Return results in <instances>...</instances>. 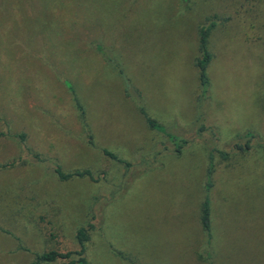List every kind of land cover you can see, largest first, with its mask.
I'll return each mask as SVG.
<instances>
[{"label": "rangeland", "instance_id": "374dc122", "mask_svg": "<svg viewBox=\"0 0 264 264\" xmlns=\"http://www.w3.org/2000/svg\"><path fill=\"white\" fill-rule=\"evenodd\" d=\"M0 130V264H264V0H0Z\"/></svg>", "mask_w": 264, "mask_h": 264}, {"label": "trees", "instance_id": "16d2710c", "mask_svg": "<svg viewBox=\"0 0 264 264\" xmlns=\"http://www.w3.org/2000/svg\"><path fill=\"white\" fill-rule=\"evenodd\" d=\"M218 22L217 20H213L210 23L204 24L200 27L199 29V50L200 54L199 56L195 59V64L199 70V80H200V85H201V98L207 99L211 93V79L209 75V66L210 63L212 62L214 58L213 51L211 50L210 47V36L212 34V31L214 28L217 26ZM77 106L80 112V118L83 122V126H85V129L88 131L90 135V139H93L92 135L89 132V126L86 123V111L84 106L77 101ZM148 123L151 128H155L158 125L156 124V120L147 116ZM201 130L205 128V125L201 124ZM163 129V128H162ZM165 133H167L168 137L173 139V138H179L180 142L182 145H180L179 148L183 147L186 143H188L187 139L178 137L174 134H168L166 128L163 129ZM6 133L5 131L0 130V137L4 136ZM17 136L19 137L20 140L25 141L27 138V135L25 132L18 133ZM238 146V144H236ZM239 149H242L241 146ZM220 156L223 159H228L229 158V153L225 151H219ZM105 153L113 158H117L116 155L112 152L105 151ZM37 159H39L41 156L40 155H35ZM214 152L210 155L211 163L209 165L208 169V175H207V184H206V190L207 192L210 191L213 185L212 181V174H213V167H214ZM40 160V159H39ZM13 165V163H5V164H0V169L1 168H7L9 166ZM55 172L60 180H68L70 178L74 177H87L89 176L92 179H96L94 176V173L91 169H76L71 172H66L62 169L61 165L58 164L55 168ZM201 223L203 226L204 231L208 235V247L210 249V246L212 244V224H211V202L209 195L207 194L203 204H202V209H201ZM90 227H93V224L90 223L89 226H82L78 229L76 238H77V243H78V250L76 251H69V252H60L55 249H51L48 251H44L42 253H38L35 257V259L29 263V264H47L54 262L58 260L59 258L63 259H69V261L65 264H89L87 258H86V241L90 237ZM73 254H77V258L72 257ZM123 257H125L124 253H121Z\"/></svg>", "mask_w": 264, "mask_h": 264}]
</instances>
